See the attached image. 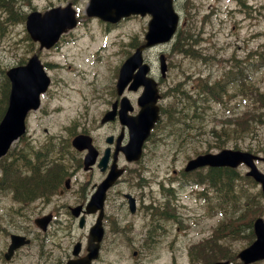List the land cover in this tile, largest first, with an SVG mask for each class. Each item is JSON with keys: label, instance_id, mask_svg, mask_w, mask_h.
Here are the masks:
<instances>
[{"label": "rangeland", "instance_id": "rangeland-1", "mask_svg": "<svg viewBox=\"0 0 264 264\" xmlns=\"http://www.w3.org/2000/svg\"><path fill=\"white\" fill-rule=\"evenodd\" d=\"M67 1L72 2L79 14L78 25L62 34L56 45L39 48L37 42L26 36L25 14L31 9L44 10L53 5L65 4ZM12 2L18 12L16 16H9L8 10L0 6V99L7 89L5 69L25 61L33 52L38 54L50 76V84L41 95L39 108L31 111L27 117V131L23 139L15 141L13 145H20L25 141L39 144L49 136L69 135L71 131L92 126L93 118L99 117L100 110L105 106L101 98L107 97L108 88L115 79V73L124 55L141 41L149 15L132 14L110 25L97 17L86 15L88 0H12ZM246 3L248 6L242 8L238 0H175L174 7L181 18V34L182 30H192L193 21L200 25L201 17L206 13L210 14L211 22L205 29L216 58L204 63L201 58L196 59L176 50L175 36L163 46L147 51L146 56L154 59L156 63L157 50L162 49L171 62L169 83L175 82L185 90L197 88L199 78H205L207 75L221 77L224 67L228 66L225 59L234 54L242 58L252 50L258 49L257 55L260 57L257 61L264 62V0H246ZM210 5L213 7L209 8ZM245 72H248L244 74L247 83L253 82L255 86L264 87V66H253V69L247 67ZM165 85L163 83V87ZM194 96L196 101L200 102L201 108H198V111L204 114L208 101H201L202 97ZM164 104L168 109L172 108L175 105V98H166ZM211 104L207 118L210 124L217 122L211 110H216L219 114L223 111L231 115H242L239 112H244L246 107V102L240 99L238 94L229 100L225 107L213 101ZM179 106L180 102L177 108ZM201 117L193 116L187 121L189 125L183 124V130L175 136L155 137L146 145L143 158L142 172L151 180L150 182L153 181L152 195L156 196L157 200H162L159 181H172L177 188L176 200L173 202L175 209L183 217L184 223L190 224V227L188 229L180 227L177 230L175 220L168 219L166 231L160 237L162 241L157 247L145 249L138 258L132 255L131 246L121 241L114 243L104 254V257H111V264H203L204 261L200 257L193 260L189 258L187 250L190 243L208 234L211 235L212 228H218L221 221L243 213L247 204L246 199L243 201L229 196L223 197L217 192L215 185L206 181L199 186L196 184L198 186L196 187L192 183L193 180L183 175L180 170L185 161L197 152L216 151L221 147L260 150V153L264 154V118L262 122L253 124L246 133L228 131L219 136L222 140L216 141L207 132V127L200 126ZM166 119L164 116L161 125ZM234 169L238 177L235 189L241 192L240 196L244 195L247 198L248 192L256 193L258 187L254 183H247L242 177L245 167L239 165ZM237 184L240 186L237 187ZM198 188H204L202 198L194 193ZM227 190L229 191V186ZM149 193V187H145V194ZM259 201L262 204L260 215L264 218V201L262 199ZM220 202L224 209L222 213L216 208ZM114 204L119 205L117 202ZM12 205L18 206L8 195L0 191V223L5 224L6 228H9L7 218L12 213L21 211V209L15 211L11 208ZM247 226L249 222L241 225V230H238L241 234L223 236L229 247L228 255L236 254L250 241V236L246 233L252 226H249L250 228ZM6 232L5 229L0 230V246ZM219 236L217 235L218 241ZM137 244L138 242L134 247ZM232 261L234 264H241L236 256ZM254 264H264V260Z\"/></svg>", "mask_w": 264, "mask_h": 264}, {"label": "flooded vegetation", "instance_id": "flooded-vegetation-1", "mask_svg": "<svg viewBox=\"0 0 264 264\" xmlns=\"http://www.w3.org/2000/svg\"><path fill=\"white\" fill-rule=\"evenodd\" d=\"M148 61L153 66V60ZM166 74L162 76L152 71L158 85L159 110L162 100L165 99L161 83L167 81ZM139 92L140 88H125L121 93L129 98L132 109L127 111L130 114H134L138 108L136 99ZM121 95L116 92L112 83L108 88L107 97L101 98L105 106L100 110V116L93 118L92 126H84L79 130L91 137L93 147L91 150L94 152L92 161L86 158L88 148L78 150L72 147L70 142L72 135L55 138L52 136L54 138L52 143H59L60 149L48 156L46 165L57 163L61 167V173L50 191L34 195L30 197L32 199L29 202H25L23 210L20 211L21 216H17L16 219L8 218L9 224H12L11 230L29 236L30 242L16 248L7 260L4 259V251L8 242L4 238V248L0 249L1 264H66L71 259H79L88 252V230L97 217L100 218L103 234L98 242V255L90 264L102 263L103 254L110 250L114 243L120 241L132 247L133 256L142 254L145 249L152 246L157 247L160 237L166 231L168 219L175 220L176 229L185 226L179 220V215L161 209L162 204L156 196L144 193V187L150 182L147 179L145 181L142 174L141 157L127 161L120 151L116 152V145H122L127 140V129L120 123L117 111L110 118L103 121L101 118L111 109L113 103L116 108L119 107ZM119 134L120 142L117 141ZM259 161L263 164L264 170V157ZM113 162L123 169V173L104 189L102 213L98 216L99 211H87L85 203L107 177ZM131 197L134 210L128 207V200ZM115 202L119 205L116 206ZM78 204L82 205L79 212L73 209L74 205ZM40 218H43L41 222ZM136 242L138 244L134 247Z\"/></svg>", "mask_w": 264, "mask_h": 264}, {"label": "water", "instance_id": "water-1", "mask_svg": "<svg viewBox=\"0 0 264 264\" xmlns=\"http://www.w3.org/2000/svg\"><path fill=\"white\" fill-rule=\"evenodd\" d=\"M88 15H97L102 19L117 21L120 17L130 13L150 12L152 17L148 22L147 31L144 34L145 41L137 46L135 50L125 58L119 68L116 81L117 91L121 92L123 87L131 80V88L143 85V92L138 98L141 105L139 112L134 117L121 115V121L129 126V142L124 147L126 156L129 159L137 158L143 139L146 137L149 128L157 117V106L154 104L156 98L155 81L146 75L149 65L143 61L142 50L144 47L157 42L170 39L173 34L178 15L172 6V0H89L86 7ZM76 23L74 9L67 4L64 7H52L44 12L32 10L26 16V29L30 36L39 40L40 46H50L55 42L59 34ZM161 71L165 70L163 55H160ZM6 74L10 80V90L7 105L0 118V155L6 152L10 143L16 139L25 129V115L30 108H36L39 104V94L44 91L49 83V77L36 54L29 57L24 65H16L7 69ZM89 139L83 134L76 135L72 144L81 149L89 147L87 158L92 161L94 152L88 145ZM256 155L249 151L233 148H223L217 152H205L189 159L185 169L189 170L202 165L210 166H236L243 162L249 166L247 174L251 175L262 184L264 193V174L255 166L253 158ZM121 170H112L93 193L88 207L91 209L101 208L103 191ZM131 206V205H130ZM255 233L254 240L247 246L240 249L238 257L244 264L257 259L264 258V220L257 217L253 223ZM99 223L90 229V241L101 237ZM14 240V236H13ZM20 241L10 244L15 246ZM92 245V243H91ZM87 257L69 264H87L89 259L95 255L96 247L91 248ZM12 246V247H13ZM206 264H231L228 260L208 262Z\"/></svg>", "mask_w": 264, "mask_h": 264}, {"label": "trees", "instance_id": "trees-1", "mask_svg": "<svg viewBox=\"0 0 264 264\" xmlns=\"http://www.w3.org/2000/svg\"><path fill=\"white\" fill-rule=\"evenodd\" d=\"M0 6L8 10L9 16H16V14H18L13 7L12 0H0ZM179 45L183 48L189 47L191 45L190 37L183 34ZM176 49L180 48L176 46ZM258 51V49H256V51L252 50L242 58L236 56L226 58L225 60L228 61V66L226 68L224 67L222 76L207 75L205 78H199L200 80L197 88L194 89L195 92H191V90L185 91L183 87L181 91H178L176 87H174L176 94L179 96L180 106L177 108L178 101H176V108L172 107L165 128L175 135L183 130V124H185V126L189 125L187 121L192 119L193 116H202L199 120L202 121L200 126L207 127L206 130L211 138L220 141L222 139L219 136L228 131L233 133L240 132L243 134L249 131L253 124L258 121L262 122L264 118V87L260 88L259 86H255L253 82L251 84L247 83L244 75L245 68L247 67L264 66V62L261 60L257 61L260 57L256 54ZM236 94L239 95L240 99L246 102L244 112H239L242 113V115H231L229 112L223 111L219 114L216 110H211L210 112L214 118H217V122L210 124L207 118L209 115L208 108L212 105L211 102L219 103L220 106L225 107V104L234 98ZM194 95L202 97L201 101H208L207 111L204 114L198 111V108H201L200 102L196 101L197 99H195ZM5 98L6 91H4L0 99V112L2 111ZM39 157L40 155H37L34 149L27 148L26 151L24 150V153L13 156L6 165H3L0 160V167L2 169L0 181L4 182L5 188L10 189L15 197L26 196L30 198L37 194L46 193L55 186L57 177L61 173L60 165L52 164L42 166L39 164V161H36L39 160ZM192 178L210 179L211 184L215 185V189L223 197L229 196L235 200L243 199V201L246 199L247 203H251L253 200L256 202L258 200V193L248 192L247 198L244 195L240 196L241 192L235 189L238 177L236 176L235 170L232 168L209 167L204 171L200 170L199 173L196 176H192ZM245 178L247 183H250V178ZM224 186L225 188H223ZM228 186L229 191L227 190ZM236 186L239 187L240 184ZM221 205L222 202L218 203V208L223 212L224 209H222ZM256 212L257 209H255V206L246 204L243 213L240 214L242 215L241 219H239L238 215L237 220L231 217L227 222L224 220L221 221L220 224H223L215 230V234L221 229L228 235L241 234L238 230H241V225L247 223L246 221H242V218L245 219L248 216L250 218V216ZM234 220L236 222H234ZM249 226H247V228H250ZM246 234L249 236L252 235L250 231ZM198 250L199 257L203 261L229 256L227 252L229 247L223 242L219 244L216 242L212 244L207 243L204 246L202 245Z\"/></svg>", "mask_w": 264, "mask_h": 264}]
</instances>
